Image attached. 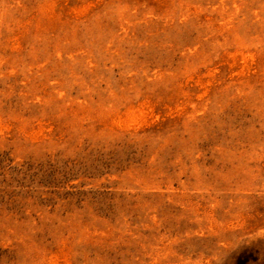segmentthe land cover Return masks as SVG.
<instances>
[{"label": "rangeland", "instance_id": "1", "mask_svg": "<svg viewBox=\"0 0 264 264\" xmlns=\"http://www.w3.org/2000/svg\"><path fill=\"white\" fill-rule=\"evenodd\" d=\"M0 264H264V0H0Z\"/></svg>", "mask_w": 264, "mask_h": 264}]
</instances>
